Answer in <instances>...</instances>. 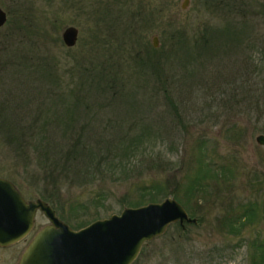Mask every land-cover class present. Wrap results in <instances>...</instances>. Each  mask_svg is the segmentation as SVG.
Wrapping results in <instances>:
<instances>
[{"label": "rangeland", "instance_id": "374dc122", "mask_svg": "<svg viewBox=\"0 0 264 264\" xmlns=\"http://www.w3.org/2000/svg\"><path fill=\"white\" fill-rule=\"evenodd\" d=\"M226 2L234 0H0V176L26 199L48 196L72 228L138 206L129 203L145 197L137 182L154 178L197 220L169 223L130 264H258L264 100L258 109L252 98L264 93V0H241L246 16ZM226 18L232 28L214 27ZM67 25L78 29L72 46ZM50 134L63 148L76 142L77 156L35 147ZM203 158L217 176L186 192ZM48 221L38 210L26 237L0 246V264H15Z\"/></svg>", "mask_w": 264, "mask_h": 264}, {"label": "water", "instance_id": "95a60500", "mask_svg": "<svg viewBox=\"0 0 264 264\" xmlns=\"http://www.w3.org/2000/svg\"><path fill=\"white\" fill-rule=\"evenodd\" d=\"M7 20L0 6V26ZM67 46L75 44L78 29L67 25L62 30ZM156 44V42H154ZM264 145V132L255 137ZM37 210L49 222L39 228L22 250L15 264H130L141 245L162 234L169 223L195 222L174 197L125 206L119 213L98 218L74 229L60 219L44 199H26L8 178L0 176V246L22 239L31 230Z\"/></svg>", "mask_w": 264, "mask_h": 264}, {"label": "trees", "instance_id": "16d2710c", "mask_svg": "<svg viewBox=\"0 0 264 264\" xmlns=\"http://www.w3.org/2000/svg\"><path fill=\"white\" fill-rule=\"evenodd\" d=\"M249 3H250V0H247ZM240 2H241V0H234V2H232V3H228V2H226L225 3V8H226V11H228V12H233V13H239V14H241L242 16H246V14L244 15L243 13H245L244 11H242V9H240ZM248 2L246 3V4H248ZM252 5V4H251ZM247 6V5H246ZM251 7V6H250ZM252 8H253V5H252ZM258 13H259V15H264V5H262V8L258 11ZM231 19V18H230ZM230 19H225V22H221V23H219V22H217L216 24H215V26L214 27H221V28H223L224 30L225 29H229V27L230 28H232L233 26H230V25H232V22H231V20ZM244 20H245V18H244ZM243 22H245L246 23V20L245 21H243ZM211 25H213V24H207V25H204V27L205 28H210L209 26H211ZM213 27V28H214ZM234 27H238V24L236 25V26H234ZM212 28V29H213ZM216 30H218V29H220V28H215ZM203 41L205 42V39H203ZM253 96L255 97V98H252V103L255 105V106H257L258 107V109H259V103H260V101L262 100H264V93L263 94H257V93H254L253 94ZM263 109H264V103H263V107H262ZM1 110V109H0ZM263 112H264V110H263ZM0 113H1V111H0ZM260 114H262V112H259L258 111V114L257 115H260ZM261 116H257V120L260 118ZM5 119L7 120V118L5 117ZM263 130H264V128H263ZM22 132H23V130L21 129V130H19L18 131V133L19 134H22ZM6 134H7V138H8V132H6ZM9 134H10V132H9ZM10 137L12 138V139H15V142H16V145L17 146H15V149H17V147H20V142L15 138V136H13V135H11L10 134ZM45 139H46V141L44 142V138L42 139V142L44 143L43 145H35V147L36 148H41L45 153H48L49 152V150H51V149H54L55 148V150H56V152H57V148L59 147V150H58V152H59V158H66V159H70L71 157L72 158H75V156H77L76 154H77V151H76V142H75V144H73V143H70V144H68V146L67 147H65V148H63L62 147V144H60L59 142H55V140H56V138L55 137H53L51 134H50V136L48 135V136H46L45 137ZM57 141V140H56ZM47 143V144H46ZM40 144V143H39ZM45 145V146H44ZM54 150V151H55ZM45 153H40L42 156H44V157H46L47 156V154H45ZM77 158V157H76ZM202 163H204V165H205V168H203V169H201V170H199L197 173H196V175H194V177H192L191 178V180H189L188 181V183H187V185H186V188H185V190H186V192L188 191V192H190V193H192L194 190H195V188L193 187L194 185H193V182H198L199 183V180L201 179V177L203 176V175H205V173H207V175L209 174L210 175V173H213V175L216 177L217 176V172L216 171H214V170H212L209 166L210 165H212V164H214V160L213 159H211V158H203L202 159ZM208 165V167H206ZM140 182H137V188L136 189H141V191H140V193H139V197L138 198H140V197H142V196H145L144 198H141L140 200H134L133 202L132 201H129V203H130V205H140V204H142L144 201H152V200H155V199H157L158 197L159 198H161V196H165V195H168L170 192H172V191H167V186L166 185H163L161 182H159L158 180H155L154 178H151L150 179V181L149 182H141L140 184H139ZM161 191H163V192H161ZM102 193V191L100 192V193H98V195L100 196V194ZM162 193V194H161ZM172 193H174V192H172ZM174 194H176V193H174ZM177 195V194H176ZM166 197V196H165ZM43 198L45 199V200H48V202H50L49 201V197L48 196H43ZM175 198H177V197H175ZM78 202V204H79V206H81V207H83L85 210H87L88 209V207H86V205H85V203L83 202V201H77ZM51 203V202H50ZM52 204V203H51ZM57 206H60L59 204L58 205H55L54 204V206L52 205V207L54 208V207H57ZM126 206V205H125ZM55 209V208H54ZM56 210V209H55ZM187 210V209H186ZM245 210L246 209H244L243 210V212H239L238 214H236V215H232V217L230 218V220L229 221H231V222H235V221H240V219L242 218V217H244L247 213H248V211L247 212H245ZM189 214H190V216H192V217H194L195 215L194 214H192V213H190V212H188ZM85 215H89V210L88 211H85ZM91 218V217H90ZM98 217H93L91 220H87L88 218L86 217V218H84L85 220H75V221H73V222H71V221H69V223L74 227V228H78V227H81V226H83V225H85L86 223H88V222H91V221H93V220H95V219H97ZM198 218V217H197ZM225 219H227L225 216H224V218L221 220V218L219 219V220H221V222L223 223L224 221H225ZM256 246V253H254V255H256V257H257V259H254V262L255 263H258V264H264V240H262L260 243H258V244H256L255 245Z\"/></svg>", "mask_w": 264, "mask_h": 264}, {"label": "flooded vegetation", "instance_id": "af4514ba", "mask_svg": "<svg viewBox=\"0 0 264 264\" xmlns=\"http://www.w3.org/2000/svg\"><path fill=\"white\" fill-rule=\"evenodd\" d=\"M44 224H46V223H44ZM44 224H42V225H44ZM42 225H41V226H42ZM33 234H34V233H33Z\"/></svg>", "mask_w": 264, "mask_h": 264}]
</instances>
